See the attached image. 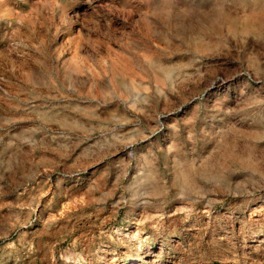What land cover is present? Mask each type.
<instances>
[{
	"label": "rangeland",
	"instance_id": "374dc122",
	"mask_svg": "<svg viewBox=\"0 0 264 264\" xmlns=\"http://www.w3.org/2000/svg\"><path fill=\"white\" fill-rule=\"evenodd\" d=\"M118 1L0 0V264H264V0Z\"/></svg>",
	"mask_w": 264,
	"mask_h": 264
},
{
	"label": "bare ground",
	"instance_id": "6f19581e",
	"mask_svg": "<svg viewBox=\"0 0 264 264\" xmlns=\"http://www.w3.org/2000/svg\"><path fill=\"white\" fill-rule=\"evenodd\" d=\"M108 1H109V0H108ZM119 1H120V0H119ZM119 1H118V2H119ZM147 1H148V0H147ZM156 1H157V0H156ZM177 1H178V0H177ZM56 2H57V1H56ZM97 2H98V1H97ZM138 2H139V1H138ZM173 2H174V1H173ZM179 2H180V1H179ZM111 3H112V2H111ZM111 3H110V4H111ZM171 3H172V2H171ZM174 3H175V2H174ZM185 3H186V2H185ZM190 3H191V2H189L188 4H190ZM203 3H204V2H203ZM215 3H216V2H215ZM113 4H114V3H113ZM183 4H184V2H183ZM40 5H41V4H39V6H40ZM48 5H49V4H48ZM82 5H83V4H82ZM139 5H140V4H139ZM184 5H185V4H184ZM196 5H197V4H196ZM1 6H2V5H1ZM10 6H11V5H10ZM36 6H37V5H36ZM58 6H60V5H58ZM88 6H89V5H88ZM118 6H119V5H118ZM122 6H123V5H122ZM192 6H193V5H192ZM216 6H217V5H216ZM221 6H222V5H221ZM37 7H38V6H37ZM147 7H148V6H147ZM177 7H178V6H177ZM179 7H181V6H179ZM183 7H184V6H183ZM195 7H196V6H195ZM7 8H8V7H7ZM126 8H127V7H126ZM185 8H186V7H185ZM204 8H205V7H204ZM213 8H214V7H213ZM147 9H148V8H147ZM162 9H163V8H162ZM170 9H171V8H170ZM205 9H206V8H205ZM258 9H260V8H258ZM209 10H210V8H209ZM251 10H252V9H251ZM262 10H263V9H262ZM262 10H261V11H262ZM73 11H74V10H73ZM89 11H90V10H89ZM184 11H185V10H184ZM184 11H183V12H184ZM195 11H196V10H195ZM229 11H230V10H229ZM242 11H243V10H242ZM8 12H9V11H8ZM76 12H77V11H76ZM120 12H121V11H120ZM171 12H172V10H171ZM175 12H176V11H175ZM231 12H232V11H231ZM237 12H238V11H237ZM258 12H259V11H258ZM9 13H10V12H9ZM159 14H160V13H159ZM208 14H209V13H208ZM152 15H153V14H152ZM190 15H191V14H190ZM192 15H193V14H192ZM156 16H157V15H156ZM221 16H222V15H221ZM135 17H136V15H135ZM170 17H171V16H170ZM200 17H201V16H200ZM233 17H235L234 14H233ZM136 18H137V17H136ZM176 18H177V17H176ZM258 18H259V17H258ZM125 19H126V18H125ZM183 19H184V18H183ZM191 19H192V18H191ZM193 19H194V18H193ZM193 19H192V20H193ZM129 20H130V19H129ZM258 20H259V19H258ZM226 21H227V20H226ZM143 22H144V20H143ZM137 24H138V23H137ZM208 24H209V23H208ZM212 24H213V23H212ZM138 25H139V24H138ZM200 25H201V24H200ZM135 26H136V24H135ZM208 26H209V25H208ZM215 26H216V24H215ZM258 26H259V25H257V27H258ZM192 27H193V25H192ZM238 27H239V26H238ZM215 28H216V27H215ZM218 28H219V27H218ZM193 29H194V28H193ZM210 29H211V28H210ZM261 29H262V28H261ZM190 30H191V29H190ZM195 31H196V29H195ZM209 31H210V30H209ZM211 31H212V30H211ZM213 31H214V30H213ZM177 32H178V31H177ZM186 33H187V32H186ZM190 33H191V32H190ZM204 33H205V32H204ZM213 33H214V32H213ZM171 36H172V35H171ZM186 36H187V35H186ZM208 36H209V35H208ZM230 36H232V35H230ZM156 37H157V36H156ZM217 37H218V36H217ZM217 37H216V38H217ZM164 38H165V37H164ZM252 38H253V37H252ZM255 39H257V38H255ZM246 40H247V39H246ZM257 40H258V39H257ZM259 41H261V40H259ZM191 42H192V41H191ZM193 42H194V41H193ZM233 42H234V41H233ZM233 42H232V43H233ZM261 42H262V41H261ZM173 45H174V44H173ZM230 45H231V44H230ZM171 46H172V45H171ZM175 46H176V45H175ZM179 46H181V45L179 44ZM180 48H181V47H180ZM223 48H224V47H223ZM223 48H221V49H223ZM174 50H175V49H174ZM179 54H180V53H179ZM185 56H186V55H185ZM174 57H175V56H174ZM177 57H178V56H177ZM187 57H188V56H187ZM124 59H126V58H124ZM211 59H212V58H211ZM162 60H163V59H162ZM176 60H177V59H176ZM186 60H187V59H186ZM183 61H184V60H183ZM163 62H164V61H163ZM196 62H197V61H196ZM203 62H204V61H203ZM211 62H212V61H211ZM135 63H136V62H135ZM166 63H167V62H166ZM169 63H170V62H169ZM177 63H178V62H177ZM177 63H176V64H177ZM197 63H198V62H197ZM205 63H206V62H205ZM139 64H140V63H139ZM200 64H201V63H200ZM207 64H208V63H207ZM205 67H206V66H205ZM137 69H138V68H137ZM114 71H115V70H114ZM90 73H91V72H90ZM115 73L117 74L116 71H115ZM113 74H114V73H113ZM116 74H115V75H116ZM158 74H159V73H158ZM176 74H177V73H176ZM179 74H180V73H179ZM67 76H68V75H67ZM116 76H117V75H116ZM116 76H115V77H116ZM174 76H175V75H174ZM126 78H127V77H126ZM200 78H201V77H199V79H200ZM113 79H114V78H113ZM215 80H216V79H215ZM99 81H100V80H99ZM102 81H103V80H102ZM116 82H117V81H116ZM122 82H124V80H123ZM203 82H204V81H203ZM98 83H99V82H98ZM98 83H97V84H98ZM117 83H119V82H117ZM175 83H176V82H175ZM211 83H212V82H211ZM218 83H219V82H218ZM137 85H138V84H137ZM140 90H141V89H140ZM96 96H97V95H96ZM94 100H95V99H94ZM116 124H117V123H116ZM79 125H80V124H79ZM122 125H123V124H122ZM79 133H80V132H79ZM79 133H78V134H79ZM90 135H91V134H90ZM87 138H88V137H87ZM106 138H107V137H106Z\"/></svg>",
	"mask_w": 264,
	"mask_h": 264
}]
</instances>
